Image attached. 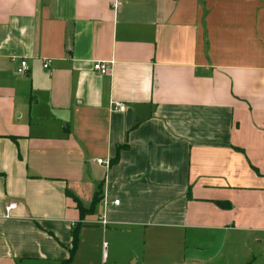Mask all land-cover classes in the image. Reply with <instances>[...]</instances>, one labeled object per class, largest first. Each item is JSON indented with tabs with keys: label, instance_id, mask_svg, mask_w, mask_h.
<instances>
[{
	"label": "crops",
	"instance_id": "1",
	"mask_svg": "<svg viewBox=\"0 0 264 264\" xmlns=\"http://www.w3.org/2000/svg\"><path fill=\"white\" fill-rule=\"evenodd\" d=\"M113 1L0 0V264H264V0Z\"/></svg>",
	"mask_w": 264,
	"mask_h": 264
},
{
	"label": "built area",
	"instance_id": "2",
	"mask_svg": "<svg viewBox=\"0 0 264 264\" xmlns=\"http://www.w3.org/2000/svg\"><path fill=\"white\" fill-rule=\"evenodd\" d=\"M121 6H122V3L119 0H114L112 2V7L116 11L120 10ZM51 64H52V60L51 59L44 60V67L45 68H50ZM29 68L30 67H29L28 62L26 60H22L19 63L16 71L20 75H25V74L28 73ZM93 68H94V70L96 72H99L100 74H103V75L108 74L110 72V67L108 66V63L107 62H103V61L95 62ZM113 107H114V110L119 111V112H125L126 109H127V106H126V104L124 102H116ZM98 162L101 163V164H106L107 166L109 165V163L108 162H104L103 159H98ZM119 203H120V200H115L114 201V204H119ZM16 206H17L16 202H10L9 204H7V206H6L7 213L9 214V212H11V210H13ZM102 222L104 224H106V221H105L104 218L102 219Z\"/></svg>",
	"mask_w": 264,
	"mask_h": 264
},
{
	"label": "trees",
	"instance_id": "3",
	"mask_svg": "<svg viewBox=\"0 0 264 264\" xmlns=\"http://www.w3.org/2000/svg\"><path fill=\"white\" fill-rule=\"evenodd\" d=\"M76 243H77V239L75 238V244H74L75 246H76ZM73 251H74V250H73Z\"/></svg>",
	"mask_w": 264,
	"mask_h": 264
}]
</instances>
